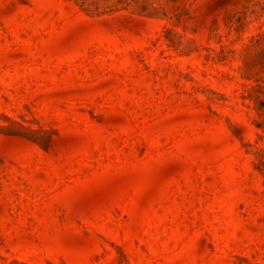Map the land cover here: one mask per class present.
Listing matches in <instances>:
<instances>
[{"label":"rangeland","instance_id":"rangeland-1","mask_svg":"<svg viewBox=\"0 0 264 264\" xmlns=\"http://www.w3.org/2000/svg\"><path fill=\"white\" fill-rule=\"evenodd\" d=\"M0 264H264V0H0Z\"/></svg>","mask_w":264,"mask_h":264}]
</instances>
